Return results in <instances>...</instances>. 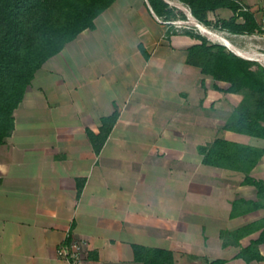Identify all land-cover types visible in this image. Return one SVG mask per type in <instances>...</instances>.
Returning <instances> with one entry per match:
<instances>
[{
	"label": "crops",
	"instance_id": "0c3cea01",
	"mask_svg": "<svg viewBox=\"0 0 264 264\" xmlns=\"http://www.w3.org/2000/svg\"><path fill=\"white\" fill-rule=\"evenodd\" d=\"M174 19L149 0H115L36 70L0 146V264H72L58 254L72 240L83 264H143L133 243L171 250L174 264H264L239 255L263 226L235 233L264 217L247 202L259 199L257 186L244 181L264 179V154L246 172L200 151L217 137L259 147L264 138L224 121L210 137L191 107L203 81L187 61L194 36L163 38ZM115 110L97 150L87 129L99 133Z\"/></svg>",
	"mask_w": 264,
	"mask_h": 264
},
{
	"label": "trees",
	"instance_id": "16d2710c",
	"mask_svg": "<svg viewBox=\"0 0 264 264\" xmlns=\"http://www.w3.org/2000/svg\"><path fill=\"white\" fill-rule=\"evenodd\" d=\"M115 0H0V146L15 126L14 110L23 100L26 88L38 68L58 53L65 44L86 28L95 27V19ZM191 8L201 22L210 23L208 12L228 7L233 14L218 23L232 31L254 30L257 21L252 11L241 9L238 0H180ZM164 19H172L176 11L166 0H149ZM240 16L244 20H238ZM201 39L188 48V62L201 65L202 72L215 79L230 81L228 91H237L243 86L259 95L255 111H242L226 128L264 138V67H251V61L221 43L212 51L200 33L185 30ZM205 62L202 64V62ZM117 110L102 117L100 132L87 129L90 139L99 150L117 120ZM206 163L237 168L249 172L264 154V147L244 144L217 137L209 145H201ZM246 183L258 188V200H248L252 207L264 206V179L247 173ZM83 182L78 181V194ZM242 201V200H241ZM239 201H234V208ZM263 229L258 238L243 247L240 256L248 261L264 260L258 245L264 242V217L235 230L241 235L253 227ZM134 256L143 264H174L173 252L169 249L133 243ZM224 259H214L211 264H224Z\"/></svg>",
	"mask_w": 264,
	"mask_h": 264
},
{
	"label": "rangeland",
	"instance_id": "374dc122",
	"mask_svg": "<svg viewBox=\"0 0 264 264\" xmlns=\"http://www.w3.org/2000/svg\"><path fill=\"white\" fill-rule=\"evenodd\" d=\"M118 1L120 4L123 3V0H118ZM166 1H168V3L173 8L176 9V16L174 17L175 19L172 23L173 26L171 28V31L170 28H167L164 33L165 36L163 38L170 37L167 35H171V33L173 34V32L183 34L185 30H191L195 33H200L201 35H203L205 37L206 45L211 47L212 51L217 49L216 44L221 43V40H219V38H217L216 36L221 37L220 34H224L218 28V23L230 17L229 15L231 12L229 8H222L217 13L216 12L210 13V17H211L210 23H213L215 28H218L217 32L220 34L216 33L215 34L216 36H208L195 23L192 22L189 14L191 8L188 5L181 2L180 0H166ZM261 1L262 0H257V3H260ZM133 3L141 4L142 0H133ZM162 24L168 27V23L164 22ZM177 39H182V38H177ZM230 39L234 43H239V41H237V39H235V37L231 35H230ZM193 41H194L193 43L201 42V39L194 37ZM224 41H225L224 43H226L227 46L224 45L223 43L221 44L225 46V49L227 51H232L235 54H237L235 51L232 50V49L235 50V47L233 46L232 42H230L228 39ZM250 61H251V67L253 69H259L260 66L264 67V61H259V60H250ZM204 62L205 60L202 62V64ZM193 65L196 67L195 68L196 71L201 72L200 75H202L203 81H202V85H200L199 82L196 85L197 88L195 89L194 91L195 95L193 96L194 102L192 103L191 107L194 115H196L198 119L208 122L210 137H214L217 135L215 132L216 125L220 127L223 121L225 125L231 124L233 123V121L236 119V117L239 115L240 112L246 110L252 112L256 110L259 102V95L257 93H253L246 86H243L237 91H234V93H230L232 91L226 90V88H228L231 85L230 81L224 80V82H221L222 83L221 85H223L224 87L219 86V84L215 81V78L212 75L202 72L201 65H196V64ZM218 131L219 134H221L220 128L218 129Z\"/></svg>",
	"mask_w": 264,
	"mask_h": 264
},
{
	"label": "built area",
	"instance_id": "2783aa9c",
	"mask_svg": "<svg viewBox=\"0 0 264 264\" xmlns=\"http://www.w3.org/2000/svg\"><path fill=\"white\" fill-rule=\"evenodd\" d=\"M238 1L241 4V9L249 10L254 13L257 21V27L254 30L232 31L219 25L218 28L222 33H224L220 34L217 32L218 28H215L213 23H201L204 25L203 32L208 36H215L217 33L220 34L224 40L228 39L230 41L231 35L235 37L237 41H239V43H234L231 41L235 47V50H232L238 55L250 60L264 61V0L258 3L255 9H252L241 0ZM240 19L244 20V17L240 16ZM221 43L226 45L222 40ZM58 254L61 257L69 260L72 264L84 263L83 248L81 243L77 240L61 243L58 247Z\"/></svg>",
	"mask_w": 264,
	"mask_h": 264
},
{
	"label": "bare ground",
	"instance_id": "6f19581e",
	"mask_svg": "<svg viewBox=\"0 0 264 264\" xmlns=\"http://www.w3.org/2000/svg\"><path fill=\"white\" fill-rule=\"evenodd\" d=\"M192 22L195 23L202 31H204V25L202 24H198L197 21L193 18ZM216 36V35H215ZM217 38H219V40H222L223 42H225L220 36H216ZM230 41V40H229ZM231 42V41H230ZM226 44V43H225Z\"/></svg>",
	"mask_w": 264,
	"mask_h": 264
}]
</instances>
